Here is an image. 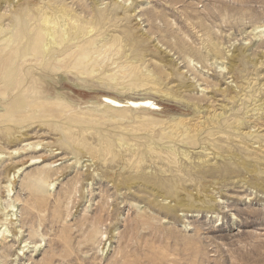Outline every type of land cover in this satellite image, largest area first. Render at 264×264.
Segmentation results:
<instances>
[{
	"label": "rangeland",
	"instance_id": "1",
	"mask_svg": "<svg viewBox=\"0 0 264 264\" xmlns=\"http://www.w3.org/2000/svg\"><path fill=\"white\" fill-rule=\"evenodd\" d=\"M4 229L0 264H264V0H0Z\"/></svg>",
	"mask_w": 264,
	"mask_h": 264
},
{
	"label": "bare ground",
	"instance_id": "2",
	"mask_svg": "<svg viewBox=\"0 0 264 264\" xmlns=\"http://www.w3.org/2000/svg\"><path fill=\"white\" fill-rule=\"evenodd\" d=\"M45 20L44 28L46 37H47V43L45 44V52L49 50L50 47L57 45L58 42L56 41L55 36V27L56 25H60L62 28V36L66 38L68 34V22L67 19H65L64 13L59 15L60 21L56 22L54 19V16L47 12L45 13ZM73 28L75 31H77V27L74 25ZM91 32V31H90ZM90 32H87L89 34ZM84 33V32H83ZM97 96H101V104L105 105L106 107L110 109H126V110H139L144 111L149 114H153L159 110V105L157 102L153 101V99L150 96H143V97H129V98H122L116 94L110 93V92H104ZM24 133H22L23 135ZM10 188V185H9ZM16 210L13 208V206L10 205V210L7 212L8 216H10V219L14 221V216L16 214ZM16 220V219H15ZM4 229L0 234H3Z\"/></svg>",
	"mask_w": 264,
	"mask_h": 264
}]
</instances>
